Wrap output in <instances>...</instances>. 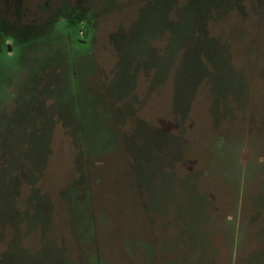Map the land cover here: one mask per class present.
<instances>
[{"label":"rangeland","instance_id":"obj_1","mask_svg":"<svg viewBox=\"0 0 264 264\" xmlns=\"http://www.w3.org/2000/svg\"><path fill=\"white\" fill-rule=\"evenodd\" d=\"M229 1L0 0V264H264V0Z\"/></svg>","mask_w":264,"mask_h":264},{"label":"crops","instance_id":"obj_2","mask_svg":"<svg viewBox=\"0 0 264 264\" xmlns=\"http://www.w3.org/2000/svg\"><path fill=\"white\" fill-rule=\"evenodd\" d=\"M173 2H174V0H173ZM229 2H231V0L229 1ZM262 2V0H258V12H259V10H260V13H259V16H260V18H262V16H261V6H260V3ZM230 5H232V4H230ZM235 7H238V10H239V8H240V4H239V2L237 3V5H235V6H233L232 8H234L235 9ZM205 20H206V18H205ZM81 28H83V27H81ZM85 34V32L84 31H82V35H84ZM207 36H210V35H208L207 34Z\"/></svg>","mask_w":264,"mask_h":264}]
</instances>
